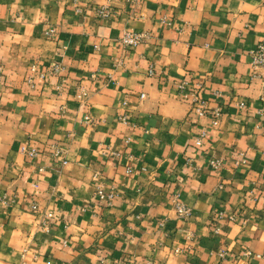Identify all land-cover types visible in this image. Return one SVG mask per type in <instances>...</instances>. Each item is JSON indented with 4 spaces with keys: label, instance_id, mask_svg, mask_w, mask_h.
<instances>
[{
    "label": "crops",
    "instance_id": "crops-1",
    "mask_svg": "<svg viewBox=\"0 0 264 264\" xmlns=\"http://www.w3.org/2000/svg\"><path fill=\"white\" fill-rule=\"evenodd\" d=\"M263 38L264 0H0V264H264Z\"/></svg>",
    "mask_w": 264,
    "mask_h": 264
},
{
    "label": "built area",
    "instance_id": "built-area-1",
    "mask_svg": "<svg viewBox=\"0 0 264 264\" xmlns=\"http://www.w3.org/2000/svg\"><path fill=\"white\" fill-rule=\"evenodd\" d=\"M128 2L134 8H140L143 5V3L145 2V0H128ZM76 12L81 13L80 9H76ZM96 13L100 19H108L112 16L113 12L108 7H101L96 11ZM165 21H166L165 18H162L160 20V22L162 24H165ZM53 34H54L53 29H49L46 32L47 36H52ZM146 39H147V35H145L143 33H135L131 30H128L116 42V44L121 49L127 50V49L136 48L140 44L144 43L146 41ZM252 59H253V64L255 67L264 68V38H263L261 44L258 46V49L256 50V52L253 53ZM56 71L58 72V68L56 69ZM0 74H1V70H0ZM153 74H154V69L150 68L149 75L152 76ZM27 81H28V84L33 82V80L31 78H29ZM176 89H177L178 93L183 95L188 100L189 105H190L191 110H192V113L194 115H196L199 118H202V117H205L206 115H208L210 113L209 109H207L206 104L203 102V100L201 98V94L199 91L200 86L188 87V85L183 82V83L178 84ZM140 98L143 99L144 96L141 95ZM212 114L214 115V117L217 118L220 115V111L218 109H216L212 112ZM120 120L124 121V122L126 121L125 117L120 118ZM85 121L88 123L90 121V118L89 117L85 118ZM205 138H206V134L202 133L200 135V137L196 140V146H201L202 141ZM35 154H36L35 151L30 152V156H34ZM209 164L212 168H214L216 170L219 168V162L218 161L212 160V161H210ZM97 197L100 200L107 202L109 205L111 204L112 199H113L112 195H106L101 190L98 191ZM175 211L177 213V216L180 219L185 220V219H188L190 217V210L177 201L175 202ZM218 218H220V219L226 218L229 222H236L238 220L237 216L234 214L227 215V217H225V215H223V213H221V212L218 213ZM42 227L44 230H47L48 223L46 221L42 222ZM245 255L250 256V253H246ZM257 257H259V256H257Z\"/></svg>",
    "mask_w": 264,
    "mask_h": 264
}]
</instances>
